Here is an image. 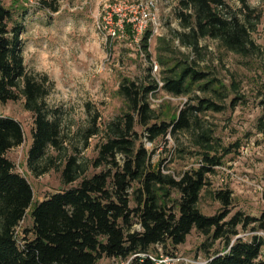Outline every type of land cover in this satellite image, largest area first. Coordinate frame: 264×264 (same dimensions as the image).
Returning <instances> with one entry per match:
<instances>
[{"label": "trees", "instance_id": "obj_1", "mask_svg": "<svg viewBox=\"0 0 264 264\" xmlns=\"http://www.w3.org/2000/svg\"><path fill=\"white\" fill-rule=\"evenodd\" d=\"M35 1L52 11L58 9L56 0ZM238 2L239 7L233 9L225 0H179L176 18L181 29L175 31L176 39L195 54H200V40L206 37L236 54L256 51L259 46L252 32L260 13L248 0ZM27 12L28 8L21 6L15 17L0 0V102L23 97L24 107L33 115L27 163L35 174L54 168L60 171L64 185L77 183L35 201L29 214L31 225L23 227L19 236L18 227L34 193L28 179L6 156L24 141L22 124L12 116L0 115V264H100L103 257L157 264L150 257L153 252L156 257L163 254L157 245L182 244L193 229L206 240H221L224 245L222 252L195 264H264V236L256 232H264V210L258 216L240 210L229 215L233 197L228 187L213 192L220 202L218 212L207 215L198 207L202 192L210 185L209 175L221 164L220 157L208 151L212 134L201 127L199 115L220 111L223 106L210 96H190L194 88L222 96L218 90L222 86L210 70L185 55L169 60L157 57L160 66H165L161 84L151 74L145 81L123 77L117 93L124 108L105 125L96 144L97 154L91 162L101 169L87 175L85 163L76 155L57 162V156L47 152L49 148L58 151L63 145L61 109L46 101L53 85L48 75L26 68L22 34ZM151 33L145 29L140 40L147 57ZM158 89L188 95L175 117L161 118L152 107L150 95ZM98 117L95 112L85 129L84 147L101 131ZM184 131L194 132L196 143L206 150L197 167L176 177L164 171L162 160L153 161L154 150H149L142 138L154 143ZM173 192L178 198L172 197ZM250 225L254 231L250 237L239 236L240 229ZM207 242L201 245L206 250L211 246ZM164 252L175 255L167 249Z\"/></svg>", "mask_w": 264, "mask_h": 264}, {"label": "rangeland", "instance_id": "obj_2", "mask_svg": "<svg viewBox=\"0 0 264 264\" xmlns=\"http://www.w3.org/2000/svg\"><path fill=\"white\" fill-rule=\"evenodd\" d=\"M225 1L233 9L240 5L238 0ZM248 1L260 13L252 32L259 48L240 55L208 37L200 40V54L181 45L174 35L181 29L176 18L179 0H56V11L41 7L35 0H4L15 17L21 6L28 8L22 34L24 62L29 71L48 75L53 85L46 101L49 106L61 109L63 145L58 151L49 148L47 152L57 156V162L76 155L85 163L87 175L99 171L101 168H95L91 161L97 154L96 144L103 137L105 125L124 108L117 93L121 79L145 81L151 74L161 82L165 66H160L157 57L169 60L189 56L210 70L222 86L218 89L222 96L198 88L190 93V96L193 93L210 96L223 106L220 111L207 110L199 115L201 127L212 134L208 151L217 154L221 164L209 175L210 185L202 192L198 207L207 215L218 212L220 202L213 192L228 187L233 197L229 215L240 210L258 216L264 210V0ZM140 20L142 28H138ZM145 29L152 32L148 39L150 57L140 45ZM187 100L188 95H173L163 89L150 97L152 107L166 120L175 117ZM95 112L99 114L97 123L101 131L89 138L88 146L84 147L83 135ZM0 115L18 119L24 130V141L6 152L34 193L18 227L20 236L23 227L31 225L29 214L35 201L77 181L64 185L60 171L52 168L37 175L29 167L33 115L24 107L23 97L0 102ZM136 129L140 130L138 126ZM142 140L149 150H154L153 161L162 160L164 171L176 177L197 167L206 150L196 143L195 133L188 131L158 138L154 143ZM172 197L178 198V193L173 192ZM251 226L240 229L239 236L248 239L254 232ZM256 232L264 236L263 231ZM204 241L211 244L207 250L201 246ZM155 248L163 253V258L172 257L164 252L166 249L175 254L174 260H166L167 264H195L204 263L216 251L222 252L224 245L221 240H206L193 229L184 243ZM153 255L156 256L154 252ZM261 257L264 259V245ZM99 263L130 264L129 260L117 257H103Z\"/></svg>", "mask_w": 264, "mask_h": 264}, {"label": "built area", "instance_id": "obj_3", "mask_svg": "<svg viewBox=\"0 0 264 264\" xmlns=\"http://www.w3.org/2000/svg\"><path fill=\"white\" fill-rule=\"evenodd\" d=\"M143 22H142V20H140V22H138V28H142V24ZM154 69H156V66H155V68ZM159 84H161V82H159ZM151 96V95H150ZM240 235V234H239ZM170 256V255H169ZM150 257L157 263V264H161V262L162 263H165V264H167V262H166V260L167 259H170V260H174V256H172V257H168V256H166L165 258H163V254H161L160 255V257H156V256H154V255H150ZM171 262V261H170ZM169 262V263H170ZM172 264V263H171Z\"/></svg>", "mask_w": 264, "mask_h": 264}]
</instances>
